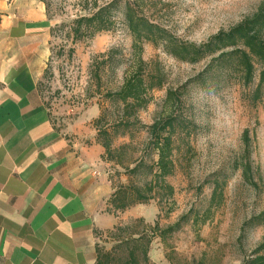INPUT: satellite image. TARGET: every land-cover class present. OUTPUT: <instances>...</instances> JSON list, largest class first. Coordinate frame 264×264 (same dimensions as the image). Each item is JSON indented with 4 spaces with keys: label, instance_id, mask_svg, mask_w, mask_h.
<instances>
[{
    "label": "rangeland",
    "instance_id": "1",
    "mask_svg": "<svg viewBox=\"0 0 264 264\" xmlns=\"http://www.w3.org/2000/svg\"><path fill=\"white\" fill-rule=\"evenodd\" d=\"M54 1L50 19L51 55L38 87L58 127L87 135L90 142L98 133L94 121L101 109L108 107L115 113L119 110L107 101L105 93L118 89L123 82L126 62L132 55L133 36L120 16L114 30L74 41L66 30L53 28L85 13L86 0ZM263 1L148 0L147 5L150 15L175 36L202 43L218 31L252 16ZM111 49L118 53L108 55ZM121 57L124 64L116 66L115 59ZM143 58L149 69L160 72L165 81L163 87L151 91V102L139 112L144 124L153 123L155 117L163 114L169 88L183 93L180 115L184 124L177 126L176 171L169 177L176 189V206L169 215L160 214L158 202L152 200L120 213L119 222L144 217L148 223L158 221L166 227L191 210L202 212L212 193L211 178L219 173L227 184L224 201L214 210L212 218L199 226L192 220L183 221L181 228L166 242L156 238L148 259H142L141 263L191 264L206 255L207 264H242L264 237V223L245 224L264 210V84L262 97L254 101L258 76L248 87L237 83L235 78L228 83L219 79L204 84L193 82L192 78L203 70L205 61L192 64L178 60L151 42L144 44ZM246 129L250 131L248 143L243 139ZM125 141L128 138L118 137L115 144ZM144 148V144L138 145L139 150ZM245 161L250 164V180L243 175ZM105 163L108 171L114 173L113 181L117 184L119 178L115 172L122 169L111 162ZM121 180L125 181V177ZM115 244L109 231L103 232L101 249L111 250ZM110 264H133L129 248H118Z\"/></svg>",
    "mask_w": 264,
    "mask_h": 264
},
{
    "label": "trees",
    "instance_id": "2",
    "mask_svg": "<svg viewBox=\"0 0 264 264\" xmlns=\"http://www.w3.org/2000/svg\"><path fill=\"white\" fill-rule=\"evenodd\" d=\"M41 1L45 3L47 14L51 17L55 1ZM147 1L111 0L99 3L97 0H86L85 13L53 28L66 30V34L76 41L114 30L121 16L133 36L132 55L126 62L123 82L118 89H109L105 93L107 101L111 105H117L119 110L115 113L108 107H103L94 121L98 129L94 139L104 148L102 160L122 169L115 172L119 178L117 184L113 181L114 173L108 171L114 186L108 200V210L116 216L135 205L148 204L152 200L158 202L160 214L164 212L169 215L176 206V189L169 177L176 171L174 153L177 126L184 124L180 115L183 93L179 89L169 88L164 100L163 114L155 117L151 124L141 121L139 112L151 102V91L163 87L165 82L163 75L149 69L143 58L145 43L162 46L181 61L192 64L205 61L203 70L192 78L193 82L204 84L208 80L219 79L228 83L235 78L237 83L248 87L254 84L258 76L259 82L253 92L254 101L262 97L264 84V1L252 16L244 18L229 29L218 31L202 43L184 40L171 33L150 15ZM114 53L118 51L111 49L108 55L113 56ZM115 60L116 66L124 64L125 61L122 57ZM95 76L100 78L96 73ZM142 133L146 134L144 138ZM118 137L128 138L129 141L116 145ZM243 139L249 142V129L244 131ZM139 144H144L145 148L139 150ZM243 175L250 180L248 161L244 162ZM121 177H125V181ZM211 183L212 193L202 212L194 213L191 210L166 227H162L158 221L154 224L148 223L144 217H135L127 223L119 222L107 230L116 242L108 251L101 249L102 232L97 247V264H110L114 252L124 246L129 248V259L133 264H142V259H148L154 240L160 238L166 242L172 233L181 228L183 221L192 220L195 226L206 224L212 218L214 210L224 201L227 180L215 173ZM263 223L264 210L245 224ZM191 264H207L206 255L195 259ZM242 264H264V237L244 258Z\"/></svg>",
    "mask_w": 264,
    "mask_h": 264
},
{
    "label": "crops",
    "instance_id": "3",
    "mask_svg": "<svg viewBox=\"0 0 264 264\" xmlns=\"http://www.w3.org/2000/svg\"><path fill=\"white\" fill-rule=\"evenodd\" d=\"M51 18L41 0H0V264H97L120 220L104 148L60 129L39 90Z\"/></svg>",
    "mask_w": 264,
    "mask_h": 264
}]
</instances>
